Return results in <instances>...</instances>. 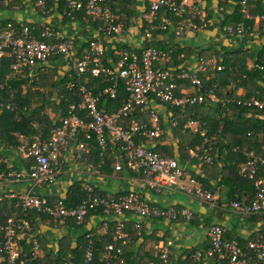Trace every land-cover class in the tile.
Returning <instances> with one entry per match:
<instances>
[{"label": "trees", "instance_id": "obj_1", "mask_svg": "<svg viewBox=\"0 0 264 264\" xmlns=\"http://www.w3.org/2000/svg\"><path fill=\"white\" fill-rule=\"evenodd\" d=\"M30 1L34 4L36 12L42 17H50V15L54 14L60 16L61 23L64 26L72 23L80 24L84 31L83 34H85L82 45L78 48L75 37H68L62 34L58 27L52 25L13 20L0 21V25L6 27L10 23L16 34L24 27L33 28L32 35L38 39H40V32L45 28H49L53 34L52 37L41 40L46 43H54L71 39L75 46L73 58L80 59L89 42L95 37L96 25L87 24L82 11L70 10L68 7L70 0H44L47 5V13H43L40 7L37 6L38 0ZM211 1L202 0L201 2V7L204 11L203 29L213 30V19L219 15L220 19L217 20L219 31L225 36L226 41L229 43L228 45L217 44L197 51V47L163 44L158 39L169 33V30H172L171 27H167L165 30L154 31L152 42L150 44L143 42L139 49L124 45L121 43L122 39H117V35L111 36L116 38L117 42H114L113 45L107 44L108 42L105 43V48L109 46V49L104 52L102 62L105 67L115 69L119 60V52L122 50L134 51L139 54L144 47L152 46L158 50L170 53V61L167 64L164 62L158 63L157 66L169 68L176 75L181 71H189L199 59L208 60L211 57L216 59L217 65L221 67V70L214 69L209 74L207 73L205 79H203L201 91L215 87V93L221 102L213 104L205 100L203 103L188 104L181 108L171 107L169 103L158 100L157 104L159 103L167 108L169 115L167 125L172 130L174 139L169 143H163L164 137L161 135L151 141L144 139L143 141L137 140V142L142 143L145 147L164 157L174 159L180 166L182 165L179 163L181 162L179 158L183 159V162L188 161L191 165L201 164L200 173L195 174L192 170L189 173L201 185L203 190L211 194L217 193L222 188L225 190V197L221 200L217 199L215 209H218L221 208L222 203H228L229 201L250 205L257 193L255 183L259 178L264 177V168L262 167H258L252 177H250L249 171L241 172L242 166L248 162L251 156L264 157V110H258L253 106L238 105L236 102L226 103L227 100L231 101L233 99L242 102L248 101L252 96L259 101H264V44L255 54L252 53L251 48L244 49L241 46H235L236 39H244L252 32L253 26L256 24L254 20H248L243 13L242 0H217L216 13L210 7ZM105 2L110 7L111 12L121 15L120 20L126 23L127 27L132 25L131 19L137 18L139 15L138 5L140 6L141 4L140 0H105ZM18 3L19 0H14L10 3H6V0H0V10H11ZM146 5V1H144V9ZM54 6H56V10L52 8ZM246 9L252 17L264 16V0H247ZM162 15L170 18L175 24L177 21L183 23L186 21L185 16L179 19L168 11L160 14V16ZM157 20L160 21V17ZM140 21L139 28L142 34L145 22L141 18ZM192 22L199 25V17L192 18ZM238 24H242L245 27V35L235 34L230 36L224 31L225 27ZM258 26V37L261 39V37H264V28L261 23ZM88 27L91 28V31L87 29ZM201 31L195 30L188 32V34H199ZM240 43L238 41V45ZM195 52L197 53L195 62L187 68L184 65L186 62L188 64L193 62V54ZM249 60L253 63L250 68L247 65ZM12 63L13 58L11 56H5L0 63V172L19 171L13 165L7 166L8 164L4 162L1 153L4 151L16 154L24 162L21 165L23 170L21 172L27 173L34 160L24 158L20 154L18 148L21 142L26 138H33L39 134H41L42 139H48L51 131L60 125L61 118L75 115L84 121H88L89 119L85 112L77 109V105L80 102L78 86L85 83L87 87L96 93L111 85V82L103 81V76L88 77L81 75L78 77L74 70L68 68L69 62L63 61L61 55L49 57L46 63L31 68V71L27 70L23 76L17 75L11 70ZM28 71L33 73V75L28 76ZM175 83L177 88L174 91V95L177 97L194 96L199 92V89L193 86L189 80L175 79ZM70 84H72L71 87L69 86ZM182 87H191L192 92L182 93L180 91ZM238 89H242L243 93L237 94ZM126 97L124 81L118 80L116 98L111 99L109 96H103L99 100V109L111 114L119 108ZM71 105H75L76 109L71 110ZM189 120L197 122L198 130L196 132L184 128ZM131 121L149 126L148 113L140 107L133 108L131 115L128 118H123L122 125L128 128ZM172 121L175 122L174 126H171ZM161 125L164 130L163 121H161ZM89 135L90 138L86 139L84 134L80 133L75 142L69 145L67 149L72 148L74 152L72 159L83 165L86 163L91 164L97 172L104 173L102 175L122 174L123 170H128L125 162L120 163L122 166L121 170L124 167L122 171L115 170L114 163L120 159L119 146L116 142L107 136V147L103 152L104 156L101 157V146L93 133L89 132ZM78 143L85 144L87 152L79 151L75 145ZM62 152L64 163L58 169L59 172L67 165V160L65 159L67 152L65 150ZM191 152L193 155L190 154ZM78 154L81 155L79 160L75 157ZM134 174L142 178L141 174ZM46 186L44 184L40 188L35 189L34 192L39 200L44 202L40 210L36 208L24 209L20 198L0 200V224H4L7 219L14 217L23 219L30 225L29 232L26 230L17 232L18 241L27 259L26 264H63L65 262L78 264L83 260L85 250L90 243H93L95 249L92 264L101 263L102 253L110 243L120 249L117 257L122 260V264H226L218 259L206 260L204 256L200 260L195 259V253L207 249L208 243L203 249L192 248L186 250L183 255L175 257L169 245L165 242V236H158L155 231L150 232L145 223L165 220L153 218L152 220L139 221L136 216L125 213L123 215L125 221L123 232L126 233V237L123 240L113 241L112 231L116 220L114 217L105 215L102 207L88 210L82 224H77L71 218H54L43 210L44 207L55 209L59 204L66 210L74 209L83 201L92 198L93 194L104 199L109 197L116 199L131 192L109 196L106 191L91 186L93 194H90L86 190L87 186H84L83 182L79 180L68 186L65 195L61 197L51 196L46 199V197L39 195L40 190L45 189ZM173 208L176 210L183 209L178 206ZM240 215L247 217L251 223L262 222L263 225L258 230L253 231L246 240L237 237L235 233L226 235V230L224 238L226 240H236L239 247L244 251H247L246 247L249 242L258 241L264 243V212ZM90 219L91 227L85 229ZM179 221L185 220L182 216H178V219L172 223ZM190 221L185 222L188 223ZM36 222L49 225L50 228L64 225L72 232L81 229L82 231L78 235L67 234L62 236L57 242L56 249L53 250L48 249L44 239L39 237ZM34 241L37 244L36 251L33 249L35 246ZM157 245L161 247L155 248ZM160 248H166L171 251L165 262L161 259L158 251ZM33 255L35 257L32 259ZM0 264H6L4 256L1 254ZM111 264L119 263L113 261Z\"/></svg>", "mask_w": 264, "mask_h": 264}, {"label": "built area", "instance_id": "obj_2", "mask_svg": "<svg viewBox=\"0 0 264 264\" xmlns=\"http://www.w3.org/2000/svg\"><path fill=\"white\" fill-rule=\"evenodd\" d=\"M14 0H6L13 2ZM202 0H146V7L141 14V19L145 22L141 38L143 42L150 44L153 40V32L172 28L175 36L181 37L188 32L203 30L204 11L201 7ZM37 6L43 13L46 12V2L38 0ZM247 0H242L241 7L248 20H254L257 24H262L264 28V16L252 17L247 9ZM68 7L72 11H82L84 20L87 24H95V37L89 42L83 56L73 58L75 46L73 40L67 39L60 42H45L41 39L52 37L49 28L40 32V39L32 35V29L24 27L18 34L8 23L6 27L0 25V63L5 56H11L13 63L11 70L23 76L27 70L46 63L51 56L61 55L63 61L69 62L71 70L76 72L79 77L103 76V81L111 82V85L94 93L85 83L78 86V97L80 102L77 105L79 111L85 112L88 121L82 120L78 116L71 115L60 119V125L51 131L48 139H42L41 134L26 138L18 148L24 158H31L34 163L29 172L9 171L0 172V182H13L20 184L27 181L29 187L25 195L21 197V204L24 209H42L43 201L34 194L35 189L46 184L56 182L59 168L64 163L62 159L63 150L68 152L69 145L74 143L80 133L86 139L90 138L89 132L95 135L96 140L101 146L100 156L107 147V136L119 146L120 159L115 165V170H121V162L126 164V168L136 174H141L143 181L149 188L158 191L162 187L175 186L178 191L188 197L204 203H213L214 198L211 193L203 190L201 185L180 166L174 159L164 157L161 154L145 147L137 140L151 141L163 135L164 130L161 125V115L156 108V102L169 103L171 107L184 108L188 104L203 103L205 100L213 104L221 102L216 95L214 88L202 90L203 79L207 73L221 70L217 65L216 59L211 57L208 60L199 59L189 71H181L174 74L169 68H160L158 63H168L170 53L158 50L155 47H144L139 54L134 51L122 50L119 52V60L115 69L105 67L102 57L106 51L105 43L113 35L124 37L129 34L126 23L120 20L119 13L111 12L105 0H82L68 2ZM170 12L179 19L185 16V23L177 21L176 24L168 17L160 14ZM160 17V21L157 20ZM199 17V25L192 22V18ZM224 31L233 36L245 35L246 29L242 24L228 26ZM115 39V38H114ZM32 70V69H31ZM30 70V71H31ZM28 71V76H32ZM175 79H186L199 89L198 94L187 97H177L174 91L177 86ZM118 80L124 81V90L127 97L121 102L119 108L109 114L103 109H99V100L103 96L116 98ZM70 87L72 84L69 85ZM238 105L253 106L258 110H264V101H259L254 96L248 101H237L235 99L226 101ZM140 107L149 116V126L138 124L131 121L128 128L122 125L123 118L131 115L133 108ZM75 110V105L70 106ZM189 126L197 125L196 121L189 120ZM175 122H171L174 126ZM142 139V140H141ZM79 151L87 152L85 144H75ZM78 160L81 155L75 156ZM258 167L264 168V157L251 156L246 164L241 168V172H250V177L256 173ZM187 180V183L183 181ZM257 193L254 201L250 205L241 202H232L231 207L239 214L261 213L264 212V177L259 178L255 183ZM86 190L93 194V188L87 186ZM102 207L105 215L114 217L115 227L112 231L113 241L123 240L126 233L123 232L125 213H130L138 218L139 221L149 219H161L173 222L182 216L185 221L192 219V213L187 209L176 210L173 207H160L153 204L137 193H129L118 198L109 197L107 199L96 197L83 201L77 208L66 210L59 204L55 209L44 207V211L54 218H71L77 224H82L88 210ZM30 231L27 221L20 218H9L4 224H0V254L4 256L6 264H26L27 259L18 241V231ZM225 228L221 225H211L207 229L208 248L195 253V259L200 260L203 256L206 260L218 259L226 264H264V243L249 242L247 251L239 247L236 240H226L224 238ZM124 243V241H123ZM34 251L37 249L34 241ZM161 259L166 260L171 253L166 248L158 249ZM95 249L90 243L83 257L78 264H92ZM120 249L114 244H108L100 258V264H111L113 261L122 264L118 259ZM35 257L33 255L32 259ZM63 264H76L65 262Z\"/></svg>", "mask_w": 264, "mask_h": 264}, {"label": "crops", "instance_id": "obj_3", "mask_svg": "<svg viewBox=\"0 0 264 264\" xmlns=\"http://www.w3.org/2000/svg\"><path fill=\"white\" fill-rule=\"evenodd\" d=\"M27 1V0H25ZM141 4L138 5L139 15L137 18H132L131 22L132 25H129V34L124 37H118L117 39H122V42L124 45L133 48V49H139L141 48L143 41L141 38V32H140V18L141 14L144 10V1L146 0H140ZM21 2L19 0V3L11 10H0V15L2 20L6 17H3L4 14L9 15L12 11H18L22 10L20 7ZM218 5L217 0H212L210 3V7L213 10V12L216 13V8ZM54 10H56V6L52 7ZM32 14L36 17V19H33L30 22H35L39 24H47L52 25L55 27H58L61 31L64 32L66 30L68 33H63L64 35H67L68 37H75L77 41V47L79 48L80 45H82V41L85 38V34H83V29L80 24L72 23L71 25H62L60 16H56L54 14L50 15V17H42L40 14L36 12L34 7H32L31 10ZM8 17V16H7ZM219 15L214 17L213 19V30H205L203 29L199 34H193V33H186L185 35L181 37H177L173 35L172 30H169V33H167L165 36L158 39L159 42H162L163 44H170V45H180V46H190L192 48H198V50L202 48H207L213 45H228V41H226L225 36L222 32L219 31V27L217 24V20H219ZM37 20V21H36ZM25 21V20H24ZM23 21V22H24ZM39 21V22H38ZM28 22V21H26ZM212 23V25H213ZM256 23V22H255ZM75 25V26H74ZM89 28V27H88ZM91 28H89L90 30ZM91 31V30H90ZM71 32H73L71 36ZM259 33V26L256 23L253 26L252 32L248 34L244 39H236L235 46H241L244 49L251 48L252 53L255 54L258 49L261 48V46L264 44V37L261 39L258 37ZM95 35V34H94ZM177 37V38H176ZM116 38H110L108 41H106L107 44H114L117 40ZM238 41L241 42L238 45ZM106 49H109V46L106 47ZM197 53L193 54V62L186 64L184 66H187V68L195 62V57ZM167 64V63H166ZM252 61L249 60L247 65L248 68L252 66ZM183 67V66H182ZM210 73V72H209ZM208 73V74H209ZM33 75V73H31ZM182 93H190L192 92V88L189 87H182L180 90ZM242 89H238L237 94H242ZM157 110L159 111L162 121L164 122V134H163V143H169L174 139V134L170 128H168V112L167 108L164 105L156 104L155 105ZM184 128L189 129L192 132H196L198 130V125H192L189 126L188 124H185ZM73 150L70 148L68 152L65 155V159L67 160V165L61 172H59L58 177L65 175L66 173L75 172V177L77 175L78 179L83 182L84 186H94L96 188L102 189L107 192V195L117 194V193H126V192H132L139 194L142 198L145 200L156 204L160 207H181L183 209H187L192 213V219L190 222L185 221H179V222H167V221H155L154 223L145 222L146 227L149 229V231H155L158 236H165V242L167 245H169L173 255L175 257H179L186 252V250L189 249H203L205 246H207L208 243V237H207V229L211 225H221L226 230V235H230L231 233H235V235L242 240H246L253 231L258 230L263 223H251L248 221L247 217L238 214L232 207L231 203L234 201H229L228 203L224 202L221 204V208L215 209V206L217 204V199L221 200L225 197V190L222 188L217 193L212 194L214 201L213 203H204L200 202L198 200H195L191 197H185L182 199H179L177 197V194L175 190L177 189L175 186L170 187H162L158 191H155L148 186H146L145 182L142 180L140 176L135 175L132 172H129L128 170H123L122 174L112 173L108 175H102L104 173H99L93 167L91 164H80L78 161L72 159L73 157ZM193 155V153H190ZM190 155V156H191ZM2 157L4 158V162L7 163L8 167L9 165H13L16 168L19 169V171H23L21 168V165L24 164V162L19 159H16L15 154H13L12 157H9L2 153ZM181 162H179L189 173V171H194L195 174H198L201 172V164L194 165L190 164L188 161L183 162V159L179 158ZM178 159V161H179ZM17 162L16 165L14 163ZM117 164V161H115L114 166ZM21 168V169H20ZM71 168H74V170L71 171ZM79 168V169H78ZM121 170V171H122ZM80 173V174H79ZM100 174V175H98ZM190 174V173H189ZM67 176V175H66ZM84 177L85 180L83 181L80 179ZM77 180V181H79ZM90 180V181H89ZM65 184V185H64ZM72 183H61L64 187V193L65 195L66 190L69 185ZM29 187L28 182H22L20 184H16L13 182H0V200L2 199H19L21 200V197L25 195V192L27 191ZM42 190H40L39 195H42ZM183 195V194H182ZM43 197H51V195H42ZM57 196V195H53ZM129 217V216H128ZM91 221V219H90ZM89 221V222H90ZM88 222V223H89ZM38 235L40 238L44 239L45 245L48 247V249H56L58 240L62 237V235H58L60 231L62 230H69L62 225L61 227L57 228H50L49 225L40 224L38 222ZM93 223V221H92ZM63 224V223H61ZM91 227V226H90ZM70 232V230H69ZM71 233V232H70ZM69 233V234H70ZM64 236V235H63ZM20 244V242H19ZM21 245V244H20ZM161 247L160 245L155 246V248ZM135 250V249H134ZM170 251V252H171Z\"/></svg>", "mask_w": 264, "mask_h": 264}, {"label": "rangeland", "instance_id": "obj_4", "mask_svg": "<svg viewBox=\"0 0 264 264\" xmlns=\"http://www.w3.org/2000/svg\"><path fill=\"white\" fill-rule=\"evenodd\" d=\"M21 2V5L20 7L22 8V10H18V11H12L11 13H9V15H6L4 14L3 17H6L5 19L7 20H13V21H17V22H23L24 20L25 21H32L33 19H36V17L32 14L31 10H32V7H34V4L30 1V0H20ZM8 16V17H7ZM1 15H0V19H1ZM2 21V20H1ZM37 21V20H36ZM39 22V21H38ZM73 26V24H72ZM75 26V25H74ZM89 30V28H87ZM63 32V31H62ZM63 33H68L66 30H64ZM73 32H71V36L73 35L72 34ZM52 63V62H51ZM51 63H49L51 65ZM58 66V65H57ZM1 153H4L5 155L9 156V157H12L14 153L12 152H4L2 151ZM16 156V159L19 160V157L15 154ZM18 161H16L14 163V165L17 164ZM81 164V163H80ZM79 169V168H78ZM74 170V168H71V171ZM80 174V173H79ZM67 175V176H66ZM81 180L83 181H87L83 178L80 177ZM79 180L77 175L75 177V172L72 171V172H69V173H66L65 175H62V176H59L57 177L56 179V182L49 185V187L43 189L41 191L42 195H57L59 197L63 196V193L65 192L64 191V187L62 185H60L61 183H74L75 181ZM90 181V180H89ZM184 183H187V180H184L183 181ZM65 185V184H64ZM176 194H177V197L179 199H182L187 195H185L184 193H181L180 191H178V189L175 190ZM183 194V195H182ZM185 195V196H184ZM91 226V221L89 222V224L87 226H85V229L89 228ZM82 229L81 230H75L74 232H72L70 230H61L60 233L58 235H67V234H73V235H78V233H81ZM37 250V249H36ZM35 250V251H36ZM40 255V253H39ZM41 256V255H40Z\"/></svg>", "mask_w": 264, "mask_h": 264}]
</instances>
